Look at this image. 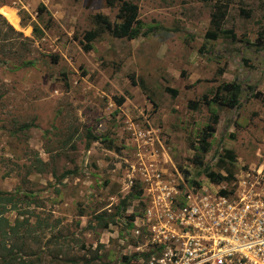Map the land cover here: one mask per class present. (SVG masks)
Returning a JSON list of instances; mask_svg holds the SVG:
<instances>
[{"label":"rangeland","instance_id":"374dc122","mask_svg":"<svg viewBox=\"0 0 264 264\" xmlns=\"http://www.w3.org/2000/svg\"><path fill=\"white\" fill-rule=\"evenodd\" d=\"M122 1L138 5L146 34L103 30L85 51L95 15L120 22ZM221 2L229 8L218 32L211 18ZM0 15V191L35 195L21 208L43 221L29 241L35 264H171L173 246L153 239L163 192L175 201L192 188L233 189L263 161L264 0H0ZM233 81L238 107L206 104ZM226 151L235 178L211 182L205 167L226 176Z\"/></svg>","mask_w":264,"mask_h":264},{"label":"built area","instance_id":"2783aa9c","mask_svg":"<svg viewBox=\"0 0 264 264\" xmlns=\"http://www.w3.org/2000/svg\"><path fill=\"white\" fill-rule=\"evenodd\" d=\"M241 172L233 189L163 192L153 239L171 264H264V156Z\"/></svg>","mask_w":264,"mask_h":264},{"label":"trees","instance_id":"16d2710c","mask_svg":"<svg viewBox=\"0 0 264 264\" xmlns=\"http://www.w3.org/2000/svg\"><path fill=\"white\" fill-rule=\"evenodd\" d=\"M228 8V2H221L215 5V10L211 18V27H213L215 31L219 32L221 30V26L228 14ZM246 15H249V13H246ZM1 18L0 15V19ZM117 18L120 22L114 23L102 14L95 15V21L99 28L85 32L84 40L86 43L83 47L84 50L90 51L92 49L91 42L98 38L103 30L111 33L116 38H127L130 40L146 34L141 32L142 21L139 18L138 5L129 1H122L118 7ZM3 22L7 25L5 19H3ZM9 30L13 31V28L9 26ZM225 33H229L234 37L232 30L226 31ZM210 34L211 33L208 34V37ZM212 34L213 37L216 36V32ZM257 42L258 45H264V28L259 32ZM221 90L223 95L217 94L213 101L207 100V97H205L204 101L206 104L215 102L219 106H226L229 108H235L240 105L239 97L241 96L242 87L239 83L236 81L226 83L221 87ZM252 96L254 98H259L260 93L253 92ZM124 101V98H120L118 104L121 105ZM197 106V103H193V108H197ZM217 124L218 117L214 115L203 129L200 141L201 144L194 157V162L199 166L204 165L203 154L209 152L210 145L208 140L215 134ZM225 157L230 160L228 167H226L224 159L220 160L219 165L226 170V176L221 173L212 172L208 167H205L204 173L211 182L218 184L223 181L231 182L234 180L235 172L233 163L235 162L236 156L233 152L226 151ZM71 173L72 171H66L63 174L64 176H68ZM195 184L197 185V183ZM142 192L143 191L140 190L137 196H141ZM31 194L32 193L28 194L22 192L21 189L13 192L0 191V264H35L39 262V254L34 252L33 247L29 245V241L33 242L34 234L44 227L43 221L38 218L32 222L33 217L26 216L28 213H23L21 209L23 205L25 208H29L32 204L36 203L35 195ZM13 211L17 212V216L12 222L8 214ZM134 217L135 216H132L131 219L133 220ZM36 237L37 236H35V238ZM36 242H39L38 238ZM33 259H35V261H30Z\"/></svg>","mask_w":264,"mask_h":264},{"label":"bare ground","instance_id":"6f19581e","mask_svg":"<svg viewBox=\"0 0 264 264\" xmlns=\"http://www.w3.org/2000/svg\"><path fill=\"white\" fill-rule=\"evenodd\" d=\"M2 12L4 13V15L7 17V19L13 23L14 25L17 26V20H16V17L14 16V12L12 10H9V9H4L2 10Z\"/></svg>","mask_w":264,"mask_h":264}]
</instances>
